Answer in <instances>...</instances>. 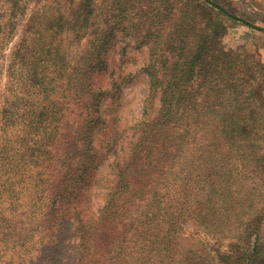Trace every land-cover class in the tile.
Listing matches in <instances>:
<instances>
[{
  "label": "trees",
  "instance_id": "16d2710c",
  "mask_svg": "<svg viewBox=\"0 0 264 264\" xmlns=\"http://www.w3.org/2000/svg\"><path fill=\"white\" fill-rule=\"evenodd\" d=\"M55 1L43 19L31 11L9 66L26 74L18 77L29 111L21 139L35 141L22 149L6 194L16 204L26 181L44 194L50 185L43 261L264 264V64L252 59L248 68L247 52L225 47L218 14L201 0L185 5L194 9L167 0L123 9L111 0L104 13L96 0H76L68 14V0L58 9ZM10 23L3 34L14 31ZM117 33L124 44L106 76ZM128 49L142 54L148 85L131 121L119 109ZM32 194L29 218L47 205Z\"/></svg>",
  "mask_w": 264,
  "mask_h": 264
},
{
  "label": "rangeland",
  "instance_id": "374dc122",
  "mask_svg": "<svg viewBox=\"0 0 264 264\" xmlns=\"http://www.w3.org/2000/svg\"><path fill=\"white\" fill-rule=\"evenodd\" d=\"M52 1L0 0V28H2L0 35L1 37L5 35L4 45L0 47V108L3 105L6 111L4 114V111L0 110V264H39L41 262L43 264H50L49 257L44 261L42 259L44 257V249L48 247V243L51 241L49 239L50 235L41 238V234L44 233L45 229L42 226L43 217H47V206L51 205V197L49 200L46 198L49 197L50 185H48V189L44 194V192L37 191L39 186H35L33 181H26L21 188H15L20 194V199L16 204L13 203V199L6 192L9 188L8 184L13 182L14 177L18 174V160L23 156L22 149L27 148L32 141H35V139H29L22 142L23 136L25 135L24 130L27 129V123L22 122L21 118L26 116V113L29 111L25 109L26 102L21 100L25 88L19 85L18 77L23 78L26 74L16 67L9 69V66L12 64L11 53L20 35L23 33L22 29L31 11L33 12L32 16L35 20L43 19L48 13V10L52 9L50 8ZM65 1L56 0L54 4L57 8L58 5H64L63 2ZM167 1L169 4L174 5L173 7L176 9H194L193 5L190 7L185 6L190 0ZM201 1L207 9H212L218 14L219 20L224 26L221 30L220 41H222L225 47L241 56L244 52H247L248 68L252 64V59L264 64V32L260 30L264 29V0ZM75 2L76 0H71L70 7V5L68 6L70 0H68L65 14L70 13L74 9ZM111 4V0H96V8L102 11V13L112 9ZM121 4L123 5V9H129V5L131 7H138L139 9H148L149 5L153 7L150 0H122ZM219 9H224V12L219 11ZM113 15L115 14L109 15L111 17V23L114 21L112 18ZM207 21L203 20L206 23ZM243 21L252 26L245 24ZM10 22L14 23V31L11 30L12 32L3 34V30L8 31L7 27L11 24ZM100 25L106 24H103L101 20ZM87 40L88 36L84 37L81 43L82 45H79L83 48ZM93 43H96V41ZM123 44L124 42H122L121 36L117 33L113 43L109 47L108 54H106L107 61L106 65H103L102 70L104 75L107 76L112 71L113 64L119 61L120 46ZM81 46L77 49H82ZM141 56L142 54L135 49H128L126 54L127 62L119 69L121 76L124 75L126 77L124 80H119L122 81L120 86L122 98L119 102L121 105L119 109L128 121L139 117L143 101L148 95L146 78L139 71ZM67 61H69V58H67ZM39 70L47 77L51 74V69L47 63L42 62ZM99 75L100 77L97 78L99 81L96 80L97 82H100L102 78L101 74ZM262 92L264 94V86ZM25 97L31 101L35 99V96L30 94ZM106 103L104 102V107ZM4 115L10 121L6 125L1 124ZM63 119V122H66L68 119L74 120V117L69 116V114H64ZM50 153L51 155L58 153L56 146ZM55 158L57 157L55 156L53 160ZM9 165L14 170L12 173H9L12 170ZM53 168L55 167L52 165L50 173H53ZM12 191L15 192L14 189ZM31 194L33 199L38 198L39 201L42 198L44 199L39 202L40 204L44 205L47 202L46 206H43L42 209L40 208V214H32L33 218L26 216V210L31 203ZM96 203L99 205L101 200H97ZM48 230L50 229H45L46 232ZM52 244L55 245L54 240H52ZM223 246V244H220V248Z\"/></svg>",
  "mask_w": 264,
  "mask_h": 264
}]
</instances>
